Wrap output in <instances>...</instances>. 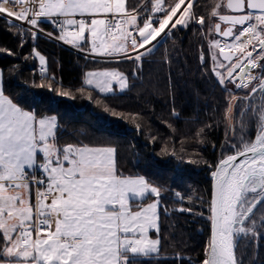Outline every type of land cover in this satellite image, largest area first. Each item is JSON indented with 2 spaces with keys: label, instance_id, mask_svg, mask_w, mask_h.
<instances>
[{
  "label": "snow or ice",
  "instance_id": "6c2138e0",
  "mask_svg": "<svg viewBox=\"0 0 264 264\" xmlns=\"http://www.w3.org/2000/svg\"><path fill=\"white\" fill-rule=\"evenodd\" d=\"M148 2L151 8L143 6L148 14L141 19L135 9L132 12L136 14L126 10V0H0V17L12 18L7 20L9 25L26 23L33 38L43 31L41 18L47 19L60 30L55 38L65 44L86 51L84 45L90 43L97 55L124 53L137 61L144 54L139 49L150 51L148 46L162 34L178 26L186 28L190 22L206 23L203 16L189 12L194 0H178L169 6L165 0ZM225 7L233 14H211L216 18L211 22L216 34L225 38L213 41L222 57L213 69L218 83L247 88V97L264 94V71L260 76L249 75L253 69L264 70L260 62L264 60V0H227ZM106 14L112 19L97 18ZM222 23L228 27L222 30ZM246 35L249 38L245 40ZM129 41L134 57L128 55ZM226 48L246 55L233 58L225 53ZM36 55L43 64L44 57ZM109 75L120 80L121 88L125 86L123 76L104 73L103 78L94 77V87L112 92ZM254 80L257 83H252ZM86 83L93 85V80ZM252 103L249 99L247 111L259 114L262 126L252 140L241 135L239 145L232 144L233 154L220 161L212 173L216 180L210 204L213 235L202 264H237L234 238L253 230L248 225L255 224L254 210L264 204V112L254 109ZM56 126L54 116L38 118L0 89V240L4 242L0 255L15 258L4 264H129V253L145 257L157 253L159 241L149 239L146 233L151 228L159 231L161 191L143 177H118L109 163L111 148H55ZM241 126H246V121L242 120ZM38 155H42L38 166L46 178H29L26 169L38 164ZM30 185L43 186L36 189L35 205L29 202L30 191L27 198L21 194ZM9 192L15 194L5 195ZM148 195L155 201L133 211L130 203L142 202ZM9 218L19 223L9 225ZM259 226L264 227V220Z\"/></svg>",
  "mask_w": 264,
  "mask_h": 264
},
{
  "label": "trees",
  "instance_id": "16d2710c",
  "mask_svg": "<svg viewBox=\"0 0 264 264\" xmlns=\"http://www.w3.org/2000/svg\"><path fill=\"white\" fill-rule=\"evenodd\" d=\"M222 1L194 0L190 12L203 16L205 25L190 22L186 28L177 27L169 37H164L153 50L145 53L141 60L113 63L114 66L110 65L105 72L123 76L128 85L121 89L116 85L113 88L116 98L109 99L112 102L108 104L126 112L129 124L140 127V137L133 135L137 147L133 158L134 174L147 177L153 172H170L172 189L180 194L161 192L160 250L172 248L175 255H180L190 264L203 259L209 247L210 217L202 215L201 209L204 204L208 209L210 207V175L214 166L220 157L235 151L232 144L239 145L241 135L252 140L262 126L259 114L247 111L249 99L253 101L254 109L264 112V94L258 92L247 97V88L227 90L218 83L213 73L207 41L211 31H214L211 14ZM176 2L178 0H165V5ZM138 3V0H126L125 8L134 9ZM7 38L0 19V40ZM16 38L6 50L12 51L16 47ZM37 38L36 44L41 41ZM201 53L202 60L199 59ZM6 58L0 55V64L5 69L2 61ZM62 70L67 77H71L78 72V67L65 65L60 68V75ZM32 71L35 73V68ZM89 73L96 78H103L104 75L99 71ZM73 76L72 83L80 86L82 81L78 75ZM94 77L88 75V79L95 80ZM108 78L118 79L113 75ZM40 104L35 103V109ZM242 120L246 121V126H241ZM63 130L58 129L56 137L59 138ZM65 143L57 144L56 141L57 148L70 144ZM89 145L102 146L98 141L89 142ZM162 146H165V155H169L170 160L161 155L165 152ZM261 206L264 207V204ZM261 220H264V215L255 221L258 226ZM262 239L260 231L252 230L244 232L235 241L238 264H264ZM140 261L141 264H176L177 259L145 257Z\"/></svg>",
  "mask_w": 264,
  "mask_h": 264
},
{
  "label": "rangeland",
  "instance_id": "374dc122",
  "mask_svg": "<svg viewBox=\"0 0 264 264\" xmlns=\"http://www.w3.org/2000/svg\"><path fill=\"white\" fill-rule=\"evenodd\" d=\"M224 1L225 0L220 3L222 7L220 9L215 8V11L227 13ZM214 20L216 19L213 17V21ZM2 24L8 34V38L0 40V55L8 57L2 62L6 65V73L10 79L9 86L12 87L15 96H17V93H20V91L29 95L30 100L25 97L26 100L22 101V105L29 107L30 104L33 105L35 103H41V106L35 109L37 114L39 116H45L47 119L53 116L56 118V125H58L57 129H64L59 134V138L55 135V141H57V144L66 142L77 145H88L89 142L98 141L102 144L100 147L113 149L112 157L109 163L118 177H141L135 175V172L133 171V158L136 153L135 150L137 149V147L135 148L136 145L133 135L137 138L140 137V127L129 124L127 121L129 117L128 114H125L126 112L123 113L122 110L113 108L108 104L109 102H112L109 99L116 98L117 94L113 93L114 90L112 92H101L99 88L94 87L97 82L96 78L93 80V85H88L86 83L89 72L99 71V73H105L110 65L114 66L113 63H119L121 61L131 59H128L127 55L124 53H113L112 55L103 56L97 55L92 52L90 43L85 44L84 47L87 50L82 51L73 45L65 44L62 40L56 39L55 36L59 35L60 30L53 37L54 40L44 38L40 35L33 38L31 33L27 31V34L21 38L19 36L20 32L18 27L13 24L9 25L5 19H2ZM212 28H214V26ZM173 30L174 29H172V31L167 35L162 34L158 37L157 41H154L153 45L148 47L150 48V51L153 50L164 37H169ZM85 36L88 37L89 41L91 40L89 33L86 32ZM14 37H17L15 40L16 47L13 48L12 51L6 50L7 47H10L9 45H11L10 43H12V40L15 39ZM36 38L41 39L38 44H36ZM216 39L219 38L214 35L212 30L207 41V49L209 51V59L212 64V69H214L216 63L220 60L217 55L218 48L213 43ZM112 42L113 41L110 43ZM248 50H251V46H249ZM38 51L44 52L42 54L40 53V55L44 57L43 64H41L39 56L36 55ZM150 51H143V53L145 54ZM237 53L238 57L246 55V52ZM128 55H130V53H128ZM213 57H216L217 60L214 61ZM202 58L203 56L201 53L199 54V59L202 60ZM132 60L136 61L135 59ZM260 62L264 63V60ZM38 64L41 66L42 73L38 75L36 72L37 74L35 75L32 69H34ZM65 65L70 68L77 65L78 72H75L74 74H77L79 80L82 81L80 86L75 82L72 83V77L74 78V74H72L71 77H67L65 75L66 73L62 70L60 75L59 70L60 68L62 69L65 67ZM88 68L93 69L89 71L87 70ZM220 70L223 71V69ZM261 72L262 69L257 68L253 69L249 75L260 76ZM216 78L219 80V77L216 76ZM108 80L113 88L116 85L120 86L121 82L119 79L115 80L113 78H108ZM252 83H257V81L254 80ZM124 84L125 87L128 86L125 80ZM224 87L231 91L238 90L234 83H226V86ZM64 93H67V95H64ZM161 149L165 151V146H162ZM165 154H167L166 151L161 153L162 156ZM163 158L165 160H170L169 155H165ZM123 170L126 171L124 172ZM143 178H145L151 186L157 187L161 192L163 191L176 194V192L172 189V173L170 172H153ZM155 199L156 198L154 196L148 195L142 202H131L130 207L133 211L140 210L141 208L146 207L147 204L154 202ZM201 214L205 217L207 215L210 217V207L208 209L207 204L203 205ZM263 215L264 207L258 205L257 209L254 210L253 220L257 221ZM157 217V223L160 228L159 206L157 209ZM54 227L55 226H53V228ZM248 228L258 232L260 231V234L263 237L262 243L264 244V227L258 226L257 222H255V224H249ZM159 231L155 228H151L146 233L149 239L159 241V251L157 253H152L147 257H157L163 259H172L175 257L177 259L176 264H190L185 258H182L180 255H175L173 253V249L169 248L167 245L165 247L168 248L163 251L160 250L161 241ZM245 232L248 233L250 231L246 230ZM243 235L244 233H237L234 238V243ZM206 252H208V249ZM128 255L129 264H141L140 262L142 261H140V259L145 258V256H134L131 253ZM204 259H206V254L203 259L195 264H202ZM153 264H156V262H153Z\"/></svg>",
  "mask_w": 264,
  "mask_h": 264
},
{
  "label": "built area",
  "instance_id": "2783aa9c",
  "mask_svg": "<svg viewBox=\"0 0 264 264\" xmlns=\"http://www.w3.org/2000/svg\"><path fill=\"white\" fill-rule=\"evenodd\" d=\"M138 1H139L138 6L135 7L134 9L137 12L140 13V18L142 19L143 16H145V15L148 14L146 11L143 10V6L145 4H147L148 7L151 8V4L148 2V0H138ZM153 2H154V0H153ZM132 10H128V12H130L131 14H136V13H133ZM0 18L5 19V20L12 19V18H5V17H0ZM76 18L79 19V17H76ZM97 18H105V19H109L110 20V19H112V16L110 14H106L104 16H99L98 15ZM60 19L62 20L63 18H60ZM86 19H91V17H86ZM13 25H15L16 27H18L19 32H20L19 33V36L21 38H23L24 35L27 34L26 31L27 32H30L29 31V26L26 23H24V22L14 21L13 22ZM40 27L43 29V31L42 32H39L38 35H40V36H42L44 38L51 39V40H54L53 37L59 31V28L56 27L55 23H51L47 19H43V18H41ZM125 27L128 28L129 26L125 25ZM47 33H54V36L50 37L49 35H47ZM108 40H109V42H111L112 41V38L109 37ZM64 46H66V45H64ZM127 47L129 48L130 55L132 54L133 56H135L136 53L131 50L130 41L128 42ZM139 51L140 52H143L145 50L144 49H139ZM37 73L38 74H41L42 73L41 66H37ZM40 162H42V157L38 159V164L37 165H34L33 168H31L29 170H26V172L29 174V178H31L32 176H35L38 179L39 178H42V177L46 178V175L44 173H42L41 168L38 166ZM30 188H31V194H32V204L35 205V201H36V189L37 188H41L42 189L43 186L42 185H37V186L33 187V186L30 185ZM50 202L51 201L49 199L47 201V203H50ZM33 211H35V209H33Z\"/></svg>",
  "mask_w": 264,
  "mask_h": 264
},
{
  "label": "crops",
  "instance_id": "0c3cea01",
  "mask_svg": "<svg viewBox=\"0 0 264 264\" xmlns=\"http://www.w3.org/2000/svg\"><path fill=\"white\" fill-rule=\"evenodd\" d=\"M37 66H40V65L38 64ZM37 66L35 67V73L37 72V71H36ZM6 72H7L6 69L3 67L2 64H0V89L3 90L4 94H5L7 97H9L10 99H12L15 103H17L18 106L24 108L25 110H28V111H31V112L35 113V114L38 116V118H45V119H47V117H45V116H39V115L37 114V111L35 110L34 104H33V105L30 104L29 107L26 106V105H22V101H25L26 99L30 100L29 95H28V94H24L22 91H20V93H17V96H15L12 87L9 86V83H10L9 80H10V79L8 78V75H7ZM36 74H37V73H36ZM38 75H39V74H38ZM39 80H40V79H39ZM41 80H42V79H41ZM17 86H18V85H17ZM25 97H26V99H25ZM31 107H32V108H31ZM57 126H58V125H57ZM57 126H56V129H55V135H56V133H57V131H58ZM69 145H73V146H86V147H91V148H104V147H100V146H98V147H97V146H91V145H89V144H88V145H87V144H86V145H77V144H72V143H70ZM53 146H54L55 148H57V145H56V141H55V139H54V142H53ZM41 157H42V155H38V159L41 158ZM65 166L67 167L68 165H65ZM26 170H29V169H26ZM29 191H30V193H31V188H29L28 190H22L21 194H22V195H25L26 198H27V197H28V193H29ZM14 194H15V193H12V192L5 193V195H14ZM29 202L32 204V194L30 195ZM54 219H55V218H53V224H52V227L55 226V224H54ZM7 223H8L9 225H13V224H18L19 221H18L17 219H15V218H9V219L7 220ZM53 229H54V228H53ZM3 246H4V242H3V240H0V249H2ZM13 259H15V258H14V257H6V256H4V255H0V264H4L5 260H13Z\"/></svg>",
  "mask_w": 264,
  "mask_h": 264
},
{
  "label": "water",
  "instance_id": "95a60500",
  "mask_svg": "<svg viewBox=\"0 0 264 264\" xmlns=\"http://www.w3.org/2000/svg\"><path fill=\"white\" fill-rule=\"evenodd\" d=\"M226 3H227V0L224 1V6L226 5ZM225 8H226V7H225ZM226 10H227V9H226ZM227 13H228V14H233V13H231L229 10H227ZM214 18H215V17H214ZM215 19H216V18H215ZM227 27H228V25L222 23V25H221L222 30L225 29V28H227ZM239 29H240V26L237 25L235 30H239ZM213 32H214V35H215V36H217L219 39H222V40L224 41L225 38H222V37L218 36V35L216 34L215 30H214ZM225 53L231 55L233 58L238 57V53H237L236 51H231V52H229V50L225 49ZM217 55H218V58H219V59H222L221 54H220V52H219V49H218V51H217ZM245 80H247V77H245ZM230 154H233V153H230ZM230 154H227V155H225V156H222V157H220V158L217 160V162H216V164H215V166H214V169H213L212 173L216 170V167H217V165L220 163V161H222L223 159H226L227 156L230 155ZM212 173H211V175H210V204H211V201H212V199H213V195H214V187H215V183H216V180H215V178L213 177ZM212 235H213V223H212V215H211V210H210V219H209V244H210V241H211ZM209 250H210V249H209V247H208V251H209ZM234 256H235V260L237 261L235 249H234ZM206 258H207V257H206ZM237 264H238V262H237Z\"/></svg>",
  "mask_w": 264,
  "mask_h": 264
},
{
  "label": "bare ground",
  "instance_id": "6f19581e",
  "mask_svg": "<svg viewBox=\"0 0 264 264\" xmlns=\"http://www.w3.org/2000/svg\"><path fill=\"white\" fill-rule=\"evenodd\" d=\"M249 38V36L248 35H246L245 37H243V39H248ZM223 42V41H222ZM222 46H223V44H222ZM227 49V48H226ZM228 50V49H227ZM236 51V50H235ZM236 52H239V51H236Z\"/></svg>",
  "mask_w": 264,
  "mask_h": 264
}]
</instances>
